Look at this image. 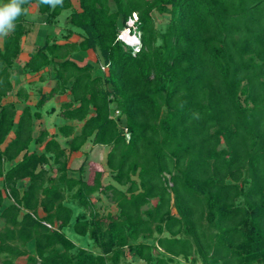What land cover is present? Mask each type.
I'll list each match as a JSON object with an SVG mask.
<instances>
[{"label": "trees", "instance_id": "1", "mask_svg": "<svg viewBox=\"0 0 264 264\" xmlns=\"http://www.w3.org/2000/svg\"><path fill=\"white\" fill-rule=\"evenodd\" d=\"M29 4L47 22L71 8L65 42L46 38L22 67L52 68L56 83L37 108L70 96L59 116L75 124L53 135H33L40 113L27 103L17 112L24 89L4 100ZM22 8L0 47V264H119L129 255L143 264H264V0H78L77 8L28 0ZM153 11L168 14L164 29ZM130 19L135 53L118 38ZM77 50L97 53L105 70L71 58ZM88 140L109 146L114 183L102 182L103 168L85 177V161L69 173L68 155ZM95 192L116 213L100 215ZM68 199L88 213L74 215ZM67 226L96 250L77 246Z\"/></svg>", "mask_w": 264, "mask_h": 264}, {"label": "rangeland", "instance_id": "2", "mask_svg": "<svg viewBox=\"0 0 264 264\" xmlns=\"http://www.w3.org/2000/svg\"><path fill=\"white\" fill-rule=\"evenodd\" d=\"M1 1V0H0ZM72 8H77L78 7V0H72ZM38 10H36V7L34 4H29L24 11V18L26 20V27L29 28V34L27 33V39H25L24 42H43L46 38H49L50 40H56L57 42H65V38L64 36L67 35V33H69L68 31V24L66 23V17L68 15V13L71 11V8L69 9H64L61 11L60 15L57 17V20L55 23H53L52 25L46 26L48 24L44 23V16L43 14H39L37 12ZM152 16L153 19L156 23L157 28L159 29H164L165 25L168 21V14H159L156 11L152 12ZM74 29V28H73ZM132 30V31H131ZM129 31V33H127L126 31H124L122 33V37L123 39H125L127 41V43L129 44H133L137 42V39H135V37L139 38L138 33L134 32V29H131ZM40 31V34L38 35V37H34V34ZM71 39H78V34L76 33V29H74L73 32H71ZM126 37H133V40H129ZM22 39V38H21ZM135 39V40H134ZM21 41V40H20ZM133 42V43H132ZM24 50V55L26 56V52H27V47L25 48V46L23 47ZM74 54L77 55V57H74ZM23 55V56H24ZM71 57L79 62H83V61H90L93 62L95 67V70L93 71L94 74H96L97 72H102L104 70L101 69V65L102 63H97L96 62V57H97V53H91V51L88 52H83L80 50L74 51V53H70ZM84 59V60H83ZM18 63L15 61L13 63L12 66L17 67ZM52 68L50 67L49 69H45L43 71H41L42 74H35L32 76H29L30 81L34 82L33 84H31V88L34 87L33 91H38L36 93H32V97L30 98L29 102L27 101H22L19 100V102H16V107L19 109L17 110V112L19 113L21 111V107H23V104L27 103L29 106H31L32 109L37 107L35 106L38 98L40 97V93L41 92H45L48 91L49 88H51V86H54L56 83V80L51 77L50 78V72ZM26 72V71H25ZM16 74V73H15ZM19 75V74H18ZM28 78V79H29ZM51 83H53L51 85ZM33 86V87H32ZM39 87L36 88V87ZM38 89V90H37ZM11 97L8 96V99H10ZM14 98V97H13ZM12 99V98H11ZM70 100V96H66V94H60L57 95L53 98H51L50 100L46 101L41 107H39L38 109H40L41 114L39 118L35 119V123H34V130H33V135H38L39 131L42 129L47 130L48 134L53 133V132H57V128L58 125H61V117L59 116V111L61 108V105L63 102ZM58 111L57 113L54 112ZM33 111V110H32ZM34 112V111H33ZM118 111H115L114 116L116 117L118 115ZM40 119V120H38ZM79 126H77L76 130H78ZM49 134V135H50ZM53 135V134H52ZM10 136L8 135L7 139ZM60 137V138H59ZM57 139V137H55ZM60 143L63 144V137L58 136ZM43 145H39V148H37V146H35V144L31 143L30 144V149L35 148L37 151H42L41 147ZM85 147V150L87 149V151H92L91 152V156L85 161V172H84V176L88 177L91 173L92 170L96 169V168H103L104 169V174L102 177V182L103 183H114L113 180L111 179L110 173L108 171V169L105 166V154L107 152V150L109 149L107 145H95L94 147L91 146V142L89 140L88 144ZM83 147V148H84ZM82 148V150H83ZM93 149V150H92ZM77 155H82L81 152H76L73 153L71 156V160H70V165L71 168H74V166H78L79 163L83 162V156L82 157H78L76 162L73 163V161L75 160V156ZM83 159V160H82ZM69 168V167H68ZM78 169V168H77ZM74 168V171L71 173V175L76 176V170ZM119 186V185H118ZM122 189L125 188V186H119ZM67 197L70 195L69 192H67ZM92 200H93V204L95 206V209L98 211V213L100 215H104L108 212L110 213H116V207L114 202H112V200L104 195L101 194L99 192H95L92 195ZM155 200V199H154ZM68 201H70L68 199ZM156 202V201H155ZM69 204L73 207L74 210V215H76L78 212H84V213H88L87 209L81 208L79 207L75 202H69ZM153 203H150V205ZM148 205V206H150ZM147 207V206H144ZM172 213H175V209L172 208ZM74 218L72 219L71 223H73ZM2 225L1 219H0V227ZM64 231L66 233V235L70 238V240H72L77 246H81L83 248L86 249H92L95 250V248L92 247V243L91 241L88 239L87 236H81L79 234H77L76 232L73 231V229L70 226H67L64 228ZM29 248V250L32 252V245L29 244L27 246ZM0 258H3V255H0ZM16 264H24L25 263V257H20V258H16L14 261ZM119 264H143L141 261H139L137 258L130 256L123 258ZM172 264H199V260H196V262H192L191 259H184L182 257H177L174 259Z\"/></svg>", "mask_w": 264, "mask_h": 264}, {"label": "crops", "instance_id": "3", "mask_svg": "<svg viewBox=\"0 0 264 264\" xmlns=\"http://www.w3.org/2000/svg\"><path fill=\"white\" fill-rule=\"evenodd\" d=\"M71 3H72V0H71ZM35 5V7H36V10H37V6H36V4H34ZM73 5V4H72ZM74 8V7H73ZM38 12V11H37ZM39 13V12H38ZM40 14V13H39ZM60 15V14H59ZM58 15V16H59ZM44 16V15H43ZM57 16V17H58ZM57 17L53 20V21H51V22H47L46 20H45V16H44V23H46V24H48V25H46V26H49V25H52L53 23H55L56 22V20H57ZM29 32V31H28ZM27 32V33H28ZM26 33V34H27ZM26 34L25 35H23L21 38V41H20V47H21V51H20V53H19V55L14 59V61H13V63L16 61L17 63H18V65H17V67H15V66H13L12 67V72H11V83H12V88H13V90H12V92H10V94H8L6 97H5V101H7V102H9V101H16L17 99H16V96H14V94H15V92L18 90V89H20V88H22V89H24L28 94H29V98L26 100L27 102H29V100H30V98L32 97V93H36V92H38L39 90V87L37 86L36 88H38L37 90L38 91H33V89H34V87L33 88H31V87H29V86H31V84H33L34 82H31L30 81V78H29V76H32V75H35V74H42L41 73V71H43V70H45V69H49L50 67H45L44 69H42V70H40V71H38V72H35V73H25L23 70H22V67H23V64H24V61L25 60H27V58L29 57V55L35 50V48H36V46H39V45H42L43 44V42H24L25 41V39H27V36H26ZM29 34V33H28ZM40 34V31H37L35 34H34V37H38V35ZM2 42H3V38L2 39H0V47L2 46ZM58 43H64V42H58ZM25 46V48L27 47V52H26V56L24 55V50H23V47ZM88 51H91V50H87V51H83V52H88ZM74 53V52H73ZM91 53H95V52H93V51H91ZM24 55V56H23ZM71 57V56H70ZM74 57L76 58L77 57V55L76 54H74ZM72 58V57H71ZM84 60V59H83ZM16 73V74H15ZM19 74V75H18ZM52 77V74H50V78ZM29 78V79H28ZM53 83H51V85H52ZM51 87H53V86H51ZM50 89V88H49ZM8 96L9 97H11L10 99H8ZM57 96V95H56ZM66 96H69V94H67L66 93ZM14 97V98H13ZM55 97V96H54ZM53 98V97H52ZM20 100H22L23 101V99H20ZM50 100V99H49ZM26 104V103H25ZM25 104H23V105H25ZM17 106V105H16ZM31 107V106H30ZM22 108V107H21ZM18 109V108H17ZM19 110V109H18ZM31 110H33V111H37V112H39L40 114H41V111H40V109H36V108H34V109H32L31 108ZM58 111L56 110L55 112H54V115H55V113H57ZM42 115V114H41ZM38 120H40V119H38ZM61 120H62V122H61V124H63V123H72L71 121H64L62 118H61ZM35 123V122H34ZM72 124H75V123H72ZM59 126V125H58ZM57 133V132H56ZM55 132H53V133H49L50 135H52V134H56ZM36 136V135H35ZM58 136H60V135H58ZM58 136H56L57 137V140L60 142V140H59V138H58ZM62 137V136H61ZM63 141H64V137H63ZM88 142H89V140L87 141V142H85L82 146H81V148L78 150V151H75V152H71L69 155H68V163H67V166L69 167V173L71 174L73 171H74V168L75 169H77L82 163H79L78 164V166H74V168H71V165H70V160H71V156H72V154L73 153H76V152H81L82 153V155H77V156H75V160L73 161V163H75L76 162V160H77V158L78 157H82L83 156V162L84 161H86L90 156H91V152L92 151H90V153H89V151H87V149L85 150V147L84 146H86L87 144H88ZM91 142V141H90ZM63 143V142H62ZM34 144V143H33ZM42 145V144H41ZM95 145H101V144H92V142H91V146L92 147H94ZM35 146H37V148H39V145H36L35 144ZM41 147H43V146H41ZM84 147V148H83ZM82 148H83V150H82ZM108 148H109V146H108ZM33 149H35V148H33ZM33 149H30V151H32ZM93 150V149H92ZM109 150V149H108ZM108 150H107V152H108ZM107 152H106V154H107ZM106 154H105V157H106ZM104 160H105V158H104ZM76 172V171H75ZM105 184V183H104ZM106 184H108V183H106ZM155 201L156 200H154V199H151V201H150V203H155ZM175 209V208H174ZM176 211V210H175ZM38 213H39V215H43V211L41 210V209H39V211H38ZM176 213V212H175ZM1 222H2V220H1ZM2 224H3V222H2ZM95 250H96V248H95ZM129 257V256H128ZM140 261V260H139Z\"/></svg>", "mask_w": 264, "mask_h": 264}, {"label": "clouds", "instance_id": "4", "mask_svg": "<svg viewBox=\"0 0 264 264\" xmlns=\"http://www.w3.org/2000/svg\"><path fill=\"white\" fill-rule=\"evenodd\" d=\"M27 2L28 0H8L7 4L0 6V39L7 37L14 30L15 21L22 14V6ZM39 2L52 8L63 4V0H39Z\"/></svg>", "mask_w": 264, "mask_h": 264}, {"label": "built area", "instance_id": "5", "mask_svg": "<svg viewBox=\"0 0 264 264\" xmlns=\"http://www.w3.org/2000/svg\"><path fill=\"white\" fill-rule=\"evenodd\" d=\"M134 21H135L134 19H130V20L127 22V26H125L122 30L119 31L118 38H119L120 40H122L125 44H127V45H129V46H132V47H133V50H134L133 52L135 53V52L138 51L139 48H140V40H139V38L135 37V39H137V42H136V43H133V44H129V43H127V41H126L125 39H123V37H122V33H123L124 31H126L127 33H129L130 29H134V28H135V26H134ZM100 67H101L102 70L105 69V66H104V65H101ZM126 138H127V139L129 138V134H128V132H126ZM45 224L49 226V224H47V223H45Z\"/></svg>", "mask_w": 264, "mask_h": 264}, {"label": "bare ground", "instance_id": "6", "mask_svg": "<svg viewBox=\"0 0 264 264\" xmlns=\"http://www.w3.org/2000/svg\"><path fill=\"white\" fill-rule=\"evenodd\" d=\"M129 40H133V37H126ZM135 40V39H134ZM133 43V42H132Z\"/></svg>", "mask_w": 264, "mask_h": 264}]
</instances>
